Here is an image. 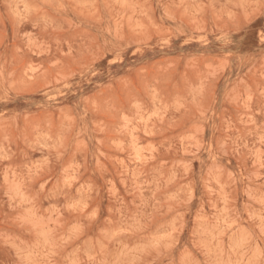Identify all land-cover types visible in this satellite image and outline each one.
<instances>
[{"label":"rangeland","instance_id":"374dc122","mask_svg":"<svg viewBox=\"0 0 264 264\" xmlns=\"http://www.w3.org/2000/svg\"><path fill=\"white\" fill-rule=\"evenodd\" d=\"M0 264H264V0H0Z\"/></svg>","mask_w":264,"mask_h":264}]
</instances>
